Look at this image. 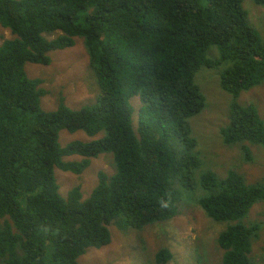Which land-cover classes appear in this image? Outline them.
<instances>
[{
	"label": "trees",
	"instance_id": "obj_1",
	"mask_svg": "<svg viewBox=\"0 0 264 264\" xmlns=\"http://www.w3.org/2000/svg\"><path fill=\"white\" fill-rule=\"evenodd\" d=\"M248 2L246 10L244 0H0V28L12 35L0 44V264H82L89 249L112 243L114 225L140 234L196 204L227 224L218 237L223 264H264L250 257L262 223H243L264 203V182L249 184L234 169L197 183L190 124L206 108L196 76L220 68L221 87L234 98L223 144L252 163V147H264L258 103L239 102L243 92L264 89V11H249L264 9V0ZM79 40L96 102L74 109L60 95L57 110L45 111V80L29 77L26 66H48L53 51ZM63 131L93 140L63 145ZM103 153L114 157L113 173L99 171L92 191L78 185L64 198L56 170L81 176ZM171 257L162 245L149 264Z\"/></svg>",
	"mask_w": 264,
	"mask_h": 264
},
{
	"label": "rangeland",
	"instance_id": "obj_2",
	"mask_svg": "<svg viewBox=\"0 0 264 264\" xmlns=\"http://www.w3.org/2000/svg\"><path fill=\"white\" fill-rule=\"evenodd\" d=\"M248 0H244L243 6L248 10ZM263 7H250L249 11L253 16H261ZM264 15V12H262ZM250 14V16H251ZM249 20L251 22V18ZM264 29V16L262 18ZM12 37L11 32L0 28V44ZM53 62L48 66L27 65L26 71L31 78L45 80L43 87L49 93L41 99V106L45 111H56L59 107L62 95L65 104L74 109L92 104L96 96L90 91L84 82L88 68V55L82 41L70 50H57L51 53ZM220 68L200 71L197 78V85L205 97L206 108L190 120L191 134L197 140L198 153L201 166L195 173V181L198 183L206 173H213L218 178H226L229 171L237 169L245 175L249 184L264 182V147L253 146L255 161L247 162L244 154L234 147L223 144L221 129L227 124L224 118L230 110L234 98L224 91L220 83ZM249 94L242 93L239 102L242 105L253 104L260 110L264 121V89ZM251 102L249 103V101ZM138 105V100H135ZM249 103V104H248ZM136 120V114L134 116ZM61 143L66 145L72 141L80 140L89 142L93 140L83 132L71 134L67 131L61 132ZM98 136L97 138H99ZM112 154H104L94 159L87 171L77 176L63 173L56 170V178L60 185V193L67 198L69 190L80 185L83 191L90 192L97 184L99 171L113 173ZM114 158V157H113ZM73 159L81 160L80 157ZM258 159V160H257ZM194 197L199 193L195 191ZM88 193H85V197ZM191 203V202H189ZM193 203V202H192ZM194 204V203H193ZM261 222L262 228L260 237L253 240L250 257L257 261L264 259V203H256L251 209L243 223L250 225L251 222ZM227 227V224L217 223L210 219L204 210L196 204L192 205L183 215L173 219L169 224H155L145 227L140 234L134 232H123L113 226L112 243L101 250L92 248L87 254L81 257L82 264H149L156 258L164 245L172 254L171 259L165 264H223V250L218 243V237ZM137 236L142 241V248L135 254L138 259H130L133 245L137 244ZM140 236V237H139ZM143 239V240H142ZM146 241L143 243V241Z\"/></svg>",
	"mask_w": 264,
	"mask_h": 264
},
{
	"label": "clouds",
	"instance_id": "obj_3",
	"mask_svg": "<svg viewBox=\"0 0 264 264\" xmlns=\"http://www.w3.org/2000/svg\"><path fill=\"white\" fill-rule=\"evenodd\" d=\"M40 78H43V77H40ZM95 96H96V93L94 94ZM135 100H138V105L136 106L135 105ZM95 102H96V100H95ZM94 102V103H95ZM93 103V104H94ZM91 104H92V102H91ZM130 104L132 105V107H133V116H132V118H133V124H134V126H135V130H136V132H137V128H138V124H139V110H140V108L142 107V105H143V103H142V101H141V98H140V96L139 95H136V96H133L131 99H130ZM135 114H136V120L134 119V116H135ZM104 154H108V153H103V154H101V155H104ZM101 155H99L98 157H100ZM97 157V158H98ZM97 158H95V159H97ZM112 159H113V161H114V158L112 157ZM94 160V159H93ZM92 160V161H93ZM160 224V223H159ZM115 226V225H114ZM150 226H152V225H150ZM115 227H117V226H115ZM118 228V227H117ZM119 229V228H118ZM120 230V229H119ZM120 231H123V232H134V233H136L135 231H133V230H120ZM112 240H113V238H114V236H113V231H112ZM137 234V233H136ZM142 246H143V244L139 241V238H138V236H137V244H135V245H133V248H132V252H131V254L129 255L131 258L130 259H132V258H134V259H138V258H136V256H135V254L142 248ZM106 248V247H105ZM224 252V251H223ZM224 254V253H223ZM139 260V259H138ZM137 263H138V261H137ZM137 263H135V264H137Z\"/></svg>",
	"mask_w": 264,
	"mask_h": 264
}]
</instances>
